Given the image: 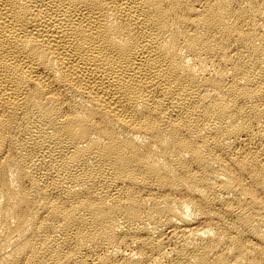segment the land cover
I'll return each instance as SVG.
<instances>
[{
    "label": "bare ground",
    "instance_id": "obj_1",
    "mask_svg": "<svg viewBox=\"0 0 264 264\" xmlns=\"http://www.w3.org/2000/svg\"><path fill=\"white\" fill-rule=\"evenodd\" d=\"M0 264H264V0H0Z\"/></svg>",
    "mask_w": 264,
    "mask_h": 264
}]
</instances>
